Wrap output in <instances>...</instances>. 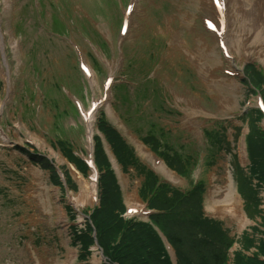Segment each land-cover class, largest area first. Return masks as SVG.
<instances>
[{
    "label": "rangeland",
    "instance_id": "rangeland-1",
    "mask_svg": "<svg viewBox=\"0 0 264 264\" xmlns=\"http://www.w3.org/2000/svg\"><path fill=\"white\" fill-rule=\"evenodd\" d=\"M130 2L10 0L5 9L0 0V264H92L93 257L99 259L95 264L104 263L102 249L94 244L88 248V259L80 262L79 246L71 243V228L83 227L86 220L70 209L67 200V194L78 192L76 182L69 176L70 187L76 190L68 186L61 190L30 154L67 172L59 149L68 147L78 158L80 152L86 154L79 107L88 110L93 100L105 94L107 83L109 108L103 105L96 112L93 136L98 134L96 122L102 115L138 159L132 155L135 161L125 165V170L117 164L115 180L125 204L134 193L143 204L139 194L144 177L132 165L139 163L154 171L138 149L140 143L156 156L143 143L146 140L176 172L193 165L187 178L170 169L178 178L174 184L154 171L158 179L182 193L198 180L204 181L207 190L212 176L216 184H222L229 173L241 195L249 191L259 201L249 209L243 198V211L250 219L244 232L249 237H264V185L251 175L244 143L252 130L264 129L263 115L255 112L258 101L264 105L262 1L255 10L247 2L248 11L239 19V51L230 50L226 40L225 47L217 44L205 25L212 16L209 0H139L128 35L121 36ZM177 36L184 43L173 49L170 41ZM192 58L209 68L205 73L209 86L191 65ZM81 60L95 74L93 88ZM251 71L262 74L258 86L252 82ZM184 114L198 123L195 134L183 126ZM206 195L201 216L193 211L187 219L179 209H193V205L180 204L174 214L159 220L166 232L154 227L161 243L163 239L174 253L167 233L171 240L176 234L186 264H195L194 259L212 264L222 250L217 225L212 224L216 222L235 241L224 264H232L233 251H255L243 248V231L210 217Z\"/></svg>",
    "mask_w": 264,
    "mask_h": 264
},
{
    "label": "trees",
    "instance_id": "trees-1",
    "mask_svg": "<svg viewBox=\"0 0 264 264\" xmlns=\"http://www.w3.org/2000/svg\"><path fill=\"white\" fill-rule=\"evenodd\" d=\"M251 77L253 84L258 86L260 76L253 71ZM97 127L110 146V150L117 163L125 170V165H128L131 161H135L132 150L102 117L98 120ZM94 144V161L98 171L101 173L98 180L100 200L99 207L95 208L90 216V222L95 230V239L105 256L107 262L105 264H170L164 246L156 235L153 227H161L162 231L165 232L159 220L174 214V211L180 204L186 206L189 204L193 205V209L189 207L179 209L180 213H185L187 215V219L190 220L193 217V211L198 212L201 216L202 193L204 191L203 183L199 182L191 190L182 193L165 183H159L158 178L150 170L144 166H140L139 163H134L132 166L136 169L139 167L144 177L143 189L139 196L143 201L147 202L150 209L158 213L150 216L149 223L137 221L135 219L125 220L121 217L124 213V205L122 203L119 188L110 170V165L103 152L99 137H94ZM144 144L156 155L163 158L167 165L173 169L166 158L162 156L161 153L157 152L152 145H149L146 140H144ZM246 147L248 158L251 162L249 168L251 175L253 177L256 176V179L264 185V131L260 127L256 128V132L252 130L250 137H246ZM61 151L83 175H86L88 170L86 165L81 160L74 157L68 147L62 146ZM30 159L39 164V161L35 157L32 156ZM43 168H47V166L44 165ZM190 170L191 165L189 168L178 171L177 173L187 177ZM51 180L54 184H58L57 177L53 172L51 174ZM167 193L171 195L167 197ZM241 196L246 200L247 208L251 209V206H258V199L253 200L249 191ZM212 224L217 225L215 229L216 238L218 245L222 248V250H219L216 254V257L220 259H217L212 264H224L226 251L233 241L221 230L218 223L212 222ZM262 226H264V223ZM167 235L174 246L177 264H186L183 259L185 251L179 236L175 234L173 240H171L168 233ZM72 242L80 245L79 258L80 261L85 260L89 255L88 248L94 243L91 226L86 224L85 230L81 231L80 234L74 232ZM242 245L244 249H254L256 252L252 253L251 256H246L242 252H236L232 264H264V260L260 259V257L264 256V237L254 238L245 234ZM177 247L180 252V261L179 252L178 249H176ZM224 248L225 254L223 252ZM194 260L195 264H211L201 261L200 259Z\"/></svg>",
    "mask_w": 264,
    "mask_h": 264
},
{
    "label": "bare ground",
    "instance_id": "bare-ground-1",
    "mask_svg": "<svg viewBox=\"0 0 264 264\" xmlns=\"http://www.w3.org/2000/svg\"><path fill=\"white\" fill-rule=\"evenodd\" d=\"M139 0H131L128 9L124 11V26L120 33L121 36H127L129 32V25L132 19V13L137 10L139 7ZM264 5V0H261ZM5 4V9L9 8L10 0H3ZM249 2L252 8L255 10L257 3L259 0H209V6L212 11V16L208 19V22L214 24V31H212L213 35L217 39V44L221 47H225V40L228 44V48L233 51H239L237 47L236 41L238 38L237 33V24L242 15H246L248 11ZM217 5V7H216ZM229 10H231V15L229 14ZM232 24V25H231ZM169 27V25H168ZM169 29H171L169 27ZM229 34L227 35L228 30ZM3 35L0 33V40H2ZM215 40V39H214ZM216 42V40H215ZM184 43V40H181L178 36L175 40L170 41V46L173 49H180L181 45ZM204 45V44H203ZM2 49L4 45H1ZM262 51L264 52V46H262ZM14 48L17 49V45L14 43ZM258 56L262 57V53L260 50L255 51ZM101 57V56H100ZM84 70V75L86 79L89 81L91 87L97 85L95 74L92 69L88 65L86 61L81 60ZM264 62V59H263ZM193 67H196V71L198 73L199 78L205 82L207 86H209V81L205 75L208 73L209 68L205 67L200 60L191 59L190 61ZM111 68H114V64L110 65ZM112 71V70H111ZM7 77V75H5ZM109 77H112L110 73ZM100 97L98 100H93L88 110H84L80 107V114L82 117V121L85 127V138H86V154L80 152L82 159L90 167V175L87 178H83L80 173L74 168L73 165L67 164L66 161L63 160L64 164L67 165L68 171L72 179L76 182L78 187V192L73 194H67V200L69 205L75 210L79 211L82 207L86 205H92L96 202L95 198V179L96 173L95 168L93 166L92 161V136L94 131V119L95 114L98 109L105 105L108 107L109 95L106 93ZM223 100L227 103L231 104L230 99L224 96ZM109 108V107H108ZM183 126L188 130H193L192 132L195 134L198 123L194 120V118L184 114V119L182 120ZM138 149L142 153L143 157L149 161L151 167L154 171L160 172L165 179L172 184L178 181L177 176L169 171L163 162L155 158L151 153L148 152L140 143H138ZM242 153V152H241ZM244 153V151H243ZM113 160V159H112ZM116 169L119 170L116 163L113 161ZM215 178L209 177V183L207 188V199L209 201L210 217L217 218L219 221L227 222L237 229V231H241L246 228L249 223L248 218L245 216L242 210V201L237 196L235 192V188L233 187L231 181V175L229 173L225 174V181L222 184H216ZM136 201L137 203H135ZM126 206L128 210V216H142L145 213V206L141 205L138 202L137 196L134 193L131 197H129L126 201ZM144 206V207H143ZM216 219V220H217ZM99 259L93 257L92 264L98 263ZM60 264V263H59Z\"/></svg>",
    "mask_w": 264,
    "mask_h": 264
}]
</instances>
